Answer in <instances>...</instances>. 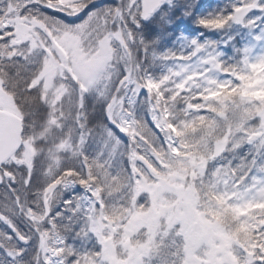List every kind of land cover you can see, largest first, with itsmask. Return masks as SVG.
<instances>
[{"label": "snow or ice", "instance_id": "snow-or-ice-1", "mask_svg": "<svg viewBox=\"0 0 264 264\" xmlns=\"http://www.w3.org/2000/svg\"><path fill=\"white\" fill-rule=\"evenodd\" d=\"M199 2L0 0V264H264V0L158 53Z\"/></svg>", "mask_w": 264, "mask_h": 264}, {"label": "trees", "instance_id": "trees-1", "mask_svg": "<svg viewBox=\"0 0 264 264\" xmlns=\"http://www.w3.org/2000/svg\"><path fill=\"white\" fill-rule=\"evenodd\" d=\"M228 0H200L197 4V10H193L192 15L186 20H177L172 26V30L162 39L159 40L156 51L163 54L166 51H177L186 48L187 42L192 39L201 41L209 39H220L219 33L209 32L197 26V19L207 16L226 4ZM230 58V57H229ZM159 71V69H157Z\"/></svg>", "mask_w": 264, "mask_h": 264}]
</instances>
